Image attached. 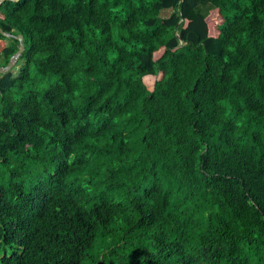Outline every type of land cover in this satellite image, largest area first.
<instances>
[{"label": "trees", "instance_id": "1", "mask_svg": "<svg viewBox=\"0 0 264 264\" xmlns=\"http://www.w3.org/2000/svg\"><path fill=\"white\" fill-rule=\"evenodd\" d=\"M0 29V264H264V0H4Z\"/></svg>", "mask_w": 264, "mask_h": 264}, {"label": "water", "instance_id": "2", "mask_svg": "<svg viewBox=\"0 0 264 264\" xmlns=\"http://www.w3.org/2000/svg\"><path fill=\"white\" fill-rule=\"evenodd\" d=\"M2 1H4V0H0V3H1ZM0 35H2V36H4V37H11V35H9V34H5L4 32H2L1 29H0ZM15 38H16V40L20 43L21 36H20V35H17ZM22 50H23V47L20 46L19 49L16 51V53H15L12 57H10V59H9L8 62H7V64L5 65V67H4L3 69L0 68V72H2V71H4V70H8V69L11 67V65H12L13 63H15L16 59H17L18 56L21 54Z\"/></svg>", "mask_w": 264, "mask_h": 264}, {"label": "rangeland", "instance_id": "3", "mask_svg": "<svg viewBox=\"0 0 264 264\" xmlns=\"http://www.w3.org/2000/svg\"><path fill=\"white\" fill-rule=\"evenodd\" d=\"M169 14V11H161V13H160V17H165V16H167ZM13 65V64H12ZM15 69L16 68H14L13 70H12V72H15Z\"/></svg>", "mask_w": 264, "mask_h": 264}]
</instances>
